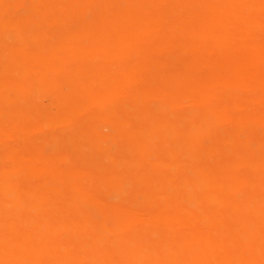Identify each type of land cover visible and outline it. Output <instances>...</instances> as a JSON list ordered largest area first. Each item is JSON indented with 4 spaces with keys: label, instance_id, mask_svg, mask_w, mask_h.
I'll use <instances>...</instances> for the list:
<instances>
[{
    "label": "bare ground",
    "instance_id": "6f19581e",
    "mask_svg": "<svg viewBox=\"0 0 264 264\" xmlns=\"http://www.w3.org/2000/svg\"><path fill=\"white\" fill-rule=\"evenodd\" d=\"M0 264H264V0H0Z\"/></svg>",
    "mask_w": 264,
    "mask_h": 264
}]
</instances>
